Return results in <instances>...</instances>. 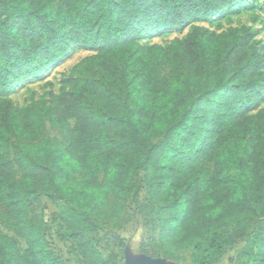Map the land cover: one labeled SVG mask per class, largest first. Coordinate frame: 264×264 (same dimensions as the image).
Segmentation results:
<instances>
[{"label":"trees","instance_id":"trees-1","mask_svg":"<svg viewBox=\"0 0 264 264\" xmlns=\"http://www.w3.org/2000/svg\"><path fill=\"white\" fill-rule=\"evenodd\" d=\"M236 1L0 0V221L29 244L19 259L17 242L0 232V264H66L30 215L41 196L57 205L58 237L73 243L80 264H119L99 249L100 229L124 224L151 163L159 238L144 253L178 261L189 249L191 264H216L252 234L231 261L264 264V110L246 116L264 90V58L250 28L195 27L168 46L139 43L151 29L182 27ZM72 45L97 54L73 68L68 90L48 107L16 106L13 86ZM47 123L66 145L42 140Z\"/></svg>","mask_w":264,"mask_h":264},{"label":"rangeland","instance_id":"rangeland-1","mask_svg":"<svg viewBox=\"0 0 264 264\" xmlns=\"http://www.w3.org/2000/svg\"><path fill=\"white\" fill-rule=\"evenodd\" d=\"M203 27L216 33H223L229 29H241L242 27L250 28V39L259 49L261 56L264 58V0H237L230 6H225L215 14L202 19H196L188 22L182 27L177 28H154L146 32L139 38L141 45L147 46H168L173 41L183 40L195 28ZM95 48L72 45L68 53L54 66L40 71L38 74L27 77L17 83L10 90V98L13 103L20 108L29 106L48 107L54 102L55 96L61 94L63 90H68L69 79L73 68L82 60L96 55ZM89 62H86L87 65ZM170 71L166 70L168 74ZM170 78V77H169ZM264 110V90L259 101L247 112L246 116L257 115ZM166 133L156 135L150 142L144 144L143 148L146 153L152 149H156L163 141ZM60 137L53 130L49 123L42 140ZM18 142L19 140H13ZM63 145H66L61 141ZM200 162L207 165L211 169L214 168V162L200 156ZM153 163L141 170L137 176L138 191L133 199H131L125 209L123 218L124 224L120 228H113L106 223H102L100 229L101 235H105L99 249L107 256L113 252L118 257L119 264L125 263L126 250L132 256H138L144 253L148 248L151 240H158L159 229L153 225L151 214L152 201L148 191V182L157 178L158 174ZM170 176V175H169ZM102 178V175H101ZM57 205L49 198L41 196L37 202L33 203V210L30 215H36L44 223L46 229L47 240L51 248L58 253L66 264H80L75 256L71 241H62L57 234ZM0 232L13 238L18 245V258L25 260L26 251L29 248L28 240L25 236L8 229L0 221ZM113 232L121 236L125 240L126 247L123 249L115 245L114 239L110 235ZM252 234H247L237 243L230 246L224 256L216 264H241L240 261L232 262L237 258V253L245 249L251 242ZM180 259L174 261L179 264H191V251L189 249H181L178 251Z\"/></svg>","mask_w":264,"mask_h":264},{"label":"water","instance_id":"water-1","mask_svg":"<svg viewBox=\"0 0 264 264\" xmlns=\"http://www.w3.org/2000/svg\"><path fill=\"white\" fill-rule=\"evenodd\" d=\"M126 264H179L162 257H152L148 254L132 256L128 250L125 252Z\"/></svg>","mask_w":264,"mask_h":264}]
</instances>
